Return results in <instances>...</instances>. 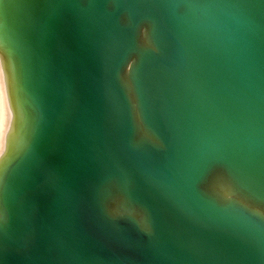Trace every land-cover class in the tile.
<instances>
[{
    "label": "water",
    "instance_id": "1",
    "mask_svg": "<svg viewBox=\"0 0 264 264\" xmlns=\"http://www.w3.org/2000/svg\"><path fill=\"white\" fill-rule=\"evenodd\" d=\"M0 53V264H264V0H0Z\"/></svg>",
    "mask_w": 264,
    "mask_h": 264
},
{
    "label": "bare ground",
    "instance_id": "2",
    "mask_svg": "<svg viewBox=\"0 0 264 264\" xmlns=\"http://www.w3.org/2000/svg\"><path fill=\"white\" fill-rule=\"evenodd\" d=\"M13 124L14 112L10 99L8 76L3 56L0 53V160L7 151Z\"/></svg>",
    "mask_w": 264,
    "mask_h": 264
}]
</instances>
